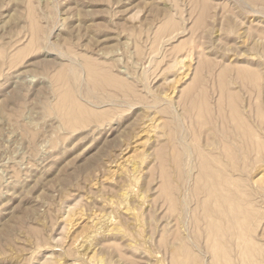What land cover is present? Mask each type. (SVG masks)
Instances as JSON below:
<instances>
[{
    "label": "rangeland",
    "instance_id": "rangeland-1",
    "mask_svg": "<svg viewBox=\"0 0 264 264\" xmlns=\"http://www.w3.org/2000/svg\"><path fill=\"white\" fill-rule=\"evenodd\" d=\"M0 264H264V0H0Z\"/></svg>",
    "mask_w": 264,
    "mask_h": 264
}]
</instances>
